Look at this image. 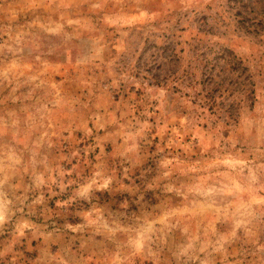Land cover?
I'll return each instance as SVG.
<instances>
[{
	"label": "rangeland",
	"instance_id": "rangeland-1",
	"mask_svg": "<svg viewBox=\"0 0 264 264\" xmlns=\"http://www.w3.org/2000/svg\"><path fill=\"white\" fill-rule=\"evenodd\" d=\"M0 264H264V0H0Z\"/></svg>",
	"mask_w": 264,
	"mask_h": 264
}]
</instances>
